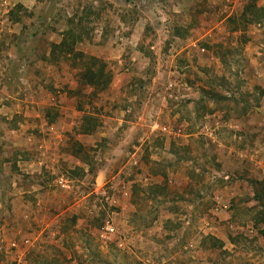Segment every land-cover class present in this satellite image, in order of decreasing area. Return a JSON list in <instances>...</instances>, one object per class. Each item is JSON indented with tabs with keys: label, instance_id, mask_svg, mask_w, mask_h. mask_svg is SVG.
Here are the masks:
<instances>
[{
	"label": "rangeland",
	"instance_id": "obj_1",
	"mask_svg": "<svg viewBox=\"0 0 264 264\" xmlns=\"http://www.w3.org/2000/svg\"><path fill=\"white\" fill-rule=\"evenodd\" d=\"M0 264H264V0H0Z\"/></svg>",
	"mask_w": 264,
	"mask_h": 264
},
{
	"label": "trees",
	"instance_id": "obj_2",
	"mask_svg": "<svg viewBox=\"0 0 264 264\" xmlns=\"http://www.w3.org/2000/svg\"><path fill=\"white\" fill-rule=\"evenodd\" d=\"M64 44L65 43L62 41L58 44H53L52 49H57L58 47ZM80 56L82 57L83 60H88L86 56H83L82 54H80ZM89 59L94 60L95 58L91 57ZM79 77L83 79L85 78V80L81 81L84 85L88 83L96 84L97 86H99L100 89L103 90L107 87V85L109 84L111 80V72L107 70V68L103 65H100L96 69H93L92 67L89 69V67H87L81 70V72H79ZM88 78H91V79H88ZM84 117H85V120L88 119L87 116H84Z\"/></svg>",
	"mask_w": 264,
	"mask_h": 264
},
{
	"label": "built area",
	"instance_id": "obj_3",
	"mask_svg": "<svg viewBox=\"0 0 264 264\" xmlns=\"http://www.w3.org/2000/svg\"><path fill=\"white\" fill-rule=\"evenodd\" d=\"M55 181L61 187L68 186V180L67 178H64L63 175L58 176ZM115 231L116 230L114 228V225L112 223L107 222L106 225L104 226V229L101 230L100 234H101V237L108 238V236L111 234H114Z\"/></svg>",
	"mask_w": 264,
	"mask_h": 264
}]
</instances>
